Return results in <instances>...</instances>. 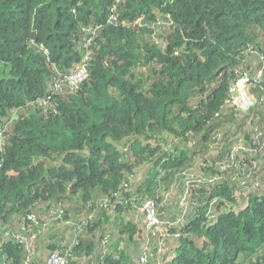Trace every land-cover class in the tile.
<instances>
[{"label": "trees", "instance_id": "obj_1", "mask_svg": "<svg viewBox=\"0 0 264 264\" xmlns=\"http://www.w3.org/2000/svg\"><path fill=\"white\" fill-rule=\"evenodd\" d=\"M259 69L264 0H0V264H264Z\"/></svg>", "mask_w": 264, "mask_h": 264}, {"label": "built area", "instance_id": "obj_2", "mask_svg": "<svg viewBox=\"0 0 264 264\" xmlns=\"http://www.w3.org/2000/svg\"><path fill=\"white\" fill-rule=\"evenodd\" d=\"M263 59V58H262ZM85 77H87V73L85 69H81L78 74H76L75 77H73V82H77L78 80H82ZM260 82L259 79L257 78H251L248 76L240 77L238 82H236L233 87H232V102L234 105H237L241 108H246L251 102H253L249 97H248V89L254 85V83ZM240 100V101H239ZM144 211L146 213V220H145V225L148 230L151 231H157L161 229L160 224L163 223L160 219L157 217L156 213V204L153 199H146L144 202ZM61 214V211H60ZM58 214L59 217L61 215ZM30 219L35 222V224H38L39 221L36 218L35 215H31ZM40 225V223H39ZM8 235V233H7ZM14 240L16 241H22L24 237L22 234L19 233H13L11 236ZM147 259L146 255H142L140 260L141 262L144 263V261ZM66 258L63 256H59L57 254H52L50 258L47 259L46 264H66Z\"/></svg>", "mask_w": 264, "mask_h": 264}, {"label": "rangeland", "instance_id": "obj_3", "mask_svg": "<svg viewBox=\"0 0 264 264\" xmlns=\"http://www.w3.org/2000/svg\"><path fill=\"white\" fill-rule=\"evenodd\" d=\"M4 72H5V70H3L2 71V74L0 75V78L1 77H6L5 75L6 74H4ZM240 101V100H239ZM262 175V174H261ZM61 210H60V208H58L57 209V212H60ZM141 212H142V209L140 208V209H138L137 210V213L138 214H141ZM137 243H138V245L136 246H134V247H131V248H129L128 249V251L130 252V253H133L134 255H137L138 254V252H139V247L141 246V241H137ZM179 244V243H178ZM178 244H174L173 242H170L169 243V251L168 252H174L175 251V249H178L176 246L178 245ZM139 246V247H138ZM176 247V248H175ZM161 257H163V256H161Z\"/></svg>", "mask_w": 264, "mask_h": 264}, {"label": "crops", "instance_id": "obj_4", "mask_svg": "<svg viewBox=\"0 0 264 264\" xmlns=\"http://www.w3.org/2000/svg\"><path fill=\"white\" fill-rule=\"evenodd\" d=\"M253 77H256L257 79H259V78H262L263 76H264V72H261L260 71V69L257 71V72H255V73H253V75H252ZM264 78V77H263ZM262 78V79H263ZM171 205H174V203H172ZM171 215H173V214H171ZM45 221H47L46 219H45ZM54 220H52L51 222H53ZM44 263V262H43Z\"/></svg>", "mask_w": 264, "mask_h": 264}, {"label": "clouds", "instance_id": "obj_5", "mask_svg": "<svg viewBox=\"0 0 264 264\" xmlns=\"http://www.w3.org/2000/svg\"><path fill=\"white\" fill-rule=\"evenodd\" d=\"M213 221H214V220H210V221H209V224H211V225L214 224L215 222H213ZM166 252H167V251H166ZM166 252L164 253V255L166 254Z\"/></svg>", "mask_w": 264, "mask_h": 264}]
</instances>
